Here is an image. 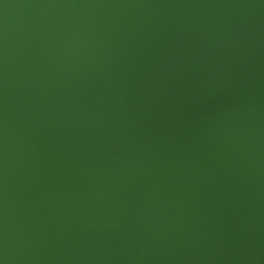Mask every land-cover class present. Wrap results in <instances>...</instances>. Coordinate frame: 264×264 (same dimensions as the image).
<instances>
[{"label":"water","instance_id":"95a60500","mask_svg":"<svg viewBox=\"0 0 264 264\" xmlns=\"http://www.w3.org/2000/svg\"><path fill=\"white\" fill-rule=\"evenodd\" d=\"M0 264H264V0H0Z\"/></svg>","mask_w":264,"mask_h":264}]
</instances>
